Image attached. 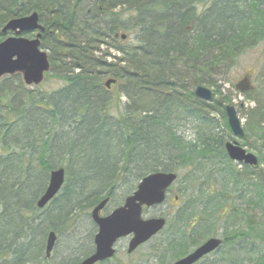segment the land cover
<instances>
[{"label":"trees","instance_id":"trees-1","mask_svg":"<svg viewBox=\"0 0 264 264\" xmlns=\"http://www.w3.org/2000/svg\"><path fill=\"white\" fill-rule=\"evenodd\" d=\"M32 13L44 26L46 80L61 85L42 93L20 75L0 84V264H49L50 232L91 219L106 198L120 205L159 172L185 183L159 264L217 236L214 259L197 264H264V158L259 152L257 168L238 166L224 145L231 76L264 42V0H0V42L10 20ZM199 86L213 91L211 103L196 97ZM259 87L243 94L255 104L244 111V148L251 137L264 142ZM61 168L65 186L42 214L37 201ZM95 234L82 237L80 257L72 243L59 264L91 255Z\"/></svg>","mask_w":264,"mask_h":264},{"label":"water","instance_id":"water-1","mask_svg":"<svg viewBox=\"0 0 264 264\" xmlns=\"http://www.w3.org/2000/svg\"><path fill=\"white\" fill-rule=\"evenodd\" d=\"M7 33L13 36L0 42V81L4 76H13L20 74L24 77L25 84L29 87L38 86L45 81L46 73L51 70L49 54L41 49V39L44 34V26L39 22L38 13H32L27 17H21L10 20L9 24L3 29V35ZM37 33L33 39H28L24 34ZM125 39L124 36H122ZM114 80L106 83L109 88ZM236 90L247 92L253 90L251 80L244 78L242 82L236 84ZM196 97L205 102H211L213 92L203 86L197 88ZM227 122L231 133L237 138H244L245 133L240 121L239 114L235 106L225 108ZM228 156L232 161L245 166L258 167V158L248 153L236 141L225 143ZM50 181L45 193L38 201L37 207L44 209L52 199L62 190L65 182V170H53L50 173ZM175 173H155L142 179L137 190L133 195L125 200V205L117 208L107 217H101L100 212L105 209L108 199L103 201L92 212L91 217L94 223L99 227L95 236V253L78 264H98L112 258L116 249L114 246L120 239L129 238L127 253L130 255L142 244L147 243L156 234L162 231L166 226L164 218L144 219L142 212L144 207L150 208L161 205L166 198V191L177 180ZM56 233L49 234L46 246L47 258H50L57 242ZM222 245L219 238H211L202 246L198 247L193 253L187 255L185 259L179 260L174 264H196L208 254L218 250Z\"/></svg>","mask_w":264,"mask_h":264},{"label":"rangeland","instance_id":"rangeland-1","mask_svg":"<svg viewBox=\"0 0 264 264\" xmlns=\"http://www.w3.org/2000/svg\"><path fill=\"white\" fill-rule=\"evenodd\" d=\"M34 36L28 37L33 38ZM112 52V51H110ZM113 53V52H112ZM114 54V53H113ZM264 42L257 48L253 49L252 52H248L242 56V58L239 61V64L237 66L236 71L231 76V79L236 84H239L244 80L245 77L247 79L251 80V83L254 86H260L259 88H262L261 85L264 82ZM6 78H13V77H4L0 84L5 80ZM253 81V82H252ZM61 85V82L55 79L46 80L42 85H40V92L46 93V92H53L59 88ZM37 88V87H36ZM32 90H35V88H29ZM233 90V89H232ZM124 100V99H123ZM232 101L237 107V111L239 112L240 118L242 120V123L245 125V112L248 108H253L254 103L247 101L240 93L233 90L232 93ZM243 104V107L241 105ZM218 118V117H217ZM221 130H224V126L221 127ZM186 136H188L190 139L192 136V128L189 126L187 130L185 131ZM232 141L239 142L240 145H242V140L236 138L235 136L231 135ZM258 139L251 137L249 140V144L251 146L246 147L247 152L256 155V157H259L258 153L260 152L261 155L264 158V149L263 141H257ZM243 146V145H242ZM244 147V146H243ZM252 147V148H251ZM261 161V160H260ZM239 166V165H238ZM262 166V165H261ZM184 180L179 179V181L172 186L170 197L167 199L165 204L161 205V207H155L150 209H145L143 214L145 219H151V218H159L164 217L169 220V218H172L177 213L178 205L177 200L175 197H178L183 193L184 188ZM120 192H123L124 189L120 187ZM61 196L57 199L60 200ZM123 200V198H122ZM121 202L120 198H117L114 200L113 203H110L109 206L106 208V210L103 212V215L109 214L112 210H114L117 205L116 203ZM54 207L49 205L46 207L44 211H41L42 214H49V212H52ZM253 210L252 208H250ZM256 211L255 215L258 217V219L261 216V213L258 210ZM91 210L89 211L90 214ZM258 212V213H257ZM97 227L94 226L91 219L87 216L84 217H78L77 223L74 228H71V230H65L62 235H58V244L56 246L53 258L50 259L48 262L49 264H59L61 261L64 260L66 254V249L70 248L74 244L73 251L71 252L72 255H74L76 258L80 257L78 256V252L80 251V245L83 242L82 237H84L86 234L90 232V230L95 231L96 233ZM172 230V227L170 224L162 231L161 234L157 235V237L153 238L151 242L141 246V248L133 253L132 255L128 256L126 254L127 251V245L129 243V239H123L119 242L117 245V254L110 261L108 264H159L160 260L158 258H155L154 256L157 255L158 250H163L164 247L167 245V239L170 237L169 233ZM219 232H223V227L219 229ZM37 242V241H36ZM73 243V244H72ZM67 244H70V246L66 247ZM86 244V243H85ZM212 258V257H210ZM214 258L210 259L213 260ZM170 264H174V262H170ZM204 264H207L206 262Z\"/></svg>","mask_w":264,"mask_h":264}]
</instances>
